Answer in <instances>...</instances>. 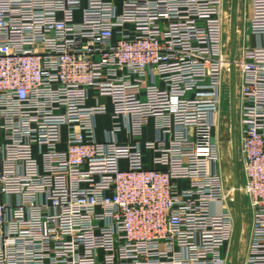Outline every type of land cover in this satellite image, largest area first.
Wrapping results in <instances>:
<instances>
[{"label": "built area", "instance_id": "built-area-1", "mask_svg": "<svg viewBox=\"0 0 264 264\" xmlns=\"http://www.w3.org/2000/svg\"><path fill=\"white\" fill-rule=\"evenodd\" d=\"M223 2L0 0V264H230ZM247 4L234 60L241 264H264V0Z\"/></svg>", "mask_w": 264, "mask_h": 264}, {"label": "rangeland", "instance_id": "rangeland-1", "mask_svg": "<svg viewBox=\"0 0 264 264\" xmlns=\"http://www.w3.org/2000/svg\"><path fill=\"white\" fill-rule=\"evenodd\" d=\"M245 0H238L237 16H236V42L238 41L239 46L244 40V35L246 34L244 23L245 15ZM230 4L231 0H224L223 2V35L222 44L224 48H228L230 51ZM249 11L248 4L246 5ZM247 11V10H246ZM248 13V12H247ZM237 47V45H236ZM241 47V46H240ZM241 48H238V50ZM240 51V50H239ZM236 49V56L239 53ZM238 52V53H237ZM240 54V53H239ZM237 74L240 76V68H237ZM221 113L219 122L216 128V137L218 144V154H219V164L218 173L221 181V186L223 190V196L226 203L227 210L232 214L235 224V214H234V150L232 148V133L231 124L229 117V65L225 64L223 72L222 81V101H221ZM237 142L241 140V126L240 119L237 117ZM239 144V143H238ZM239 159L240 168V185L243 183V164L240 151H237ZM241 215L243 221V229L239 244V254L237 264H241L242 254L245 252L248 242L249 234V223H250V209L249 202L244 194H241ZM229 264V263H228Z\"/></svg>", "mask_w": 264, "mask_h": 264}, {"label": "water", "instance_id": "water-1", "mask_svg": "<svg viewBox=\"0 0 264 264\" xmlns=\"http://www.w3.org/2000/svg\"><path fill=\"white\" fill-rule=\"evenodd\" d=\"M238 0H231L230 4V66H229V117L232 133V148L234 150V214L235 230L233 235L230 264H237L239 242L243 229L241 215V196H240V168L238 159V142H237V114H236V72L234 60L236 56V16Z\"/></svg>", "mask_w": 264, "mask_h": 264}, {"label": "crops", "instance_id": "crops-1", "mask_svg": "<svg viewBox=\"0 0 264 264\" xmlns=\"http://www.w3.org/2000/svg\"><path fill=\"white\" fill-rule=\"evenodd\" d=\"M113 1V0H110ZM244 6H245V11H248L247 8V0H245L244 2ZM242 47V45H240ZM239 46V43L237 42V48H241ZM100 102H102L105 107H106V113L105 114H99L95 117L94 120V124H95V137L98 141H103L105 139V130L109 129L111 127V118H110V113L112 112V104L110 103V100L107 98H100L99 99ZM89 104H93L94 100H90L88 102ZM154 122L151 121L149 122L148 126L146 127V129L144 130L145 132V139H149L152 140L155 136V131H154ZM118 139L120 142H126V136H125V132H120L118 135ZM144 160L146 161V163L148 165H150L151 167H157L156 165H153L152 161H151V156H147L146 158H144ZM126 163L125 161H121V166L125 167Z\"/></svg>", "mask_w": 264, "mask_h": 264}, {"label": "bare ground", "instance_id": "bare-ground-1", "mask_svg": "<svg viewBox=\"0 0 264 264\" xmlns=\"http://www.w3.org/2000/svg\"><path fill=\"white\" fill-rule=\"evenodd\" d=\"M239 252V251H238Z\"/></svg>", "mask_w": 264, "mask_h": 264}, {"label": "flooded vegetation", "instance_id": "flooded-vegetation-1", "mask_svg": "<svg viewBox=\"0 0 264 264\" xmlns=\"http://www.w3.org/2000/svg\"><path fill=\"white\" fill-rule=\"evenodd\" d=\"M239 251V250H238Z\"/></svg>", "mask_w": 264, "mask_h": 264}]
</instances>
